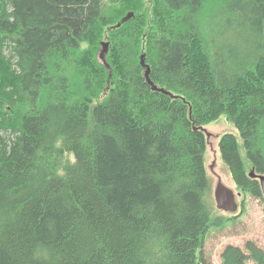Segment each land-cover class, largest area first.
<instances>
[{"label": "trees", "instance_id": "1", "mask_svg": "<svg viewBox=\"0 0 264 264\" xmlns=\"http://www.w3.org/2000/svg\"><path fill=\"white\" fill-rule=\"evenodd\" d=\"M222 115L264 202V0H0V264H208L239 216L206 167ZM250 261L254 240L221 254Z\"/></svg>", "mask_w": 264, "mask_h": 264}, {"label": "rangeland", "instance_id": "2", "mask_svg": "<svg viewBox=\"0 0 264 264\" xmlns=\"http://www.w3.org/2000/svg\"><path fill=\"white\" fill-rule=\"evenodd\" d=\"M207 135L206 167L213 185V192L219 186L231 188L239 203V209L235 213L222 212L220 215H239L238 218L227 222L224 230L213 226L207 233L203 245V255L208 264H221V254L228 244L241 248L249 240L264 250V202L251 195H243L237 189L229 168L223 162L219 150V139L225 133L234 134L242 142L239 130L230 122L226 115L219 120L205 126ZM214 195V194H213ZM243 201L244 211H242ZM249 264H256L250 261Z\"/></svg>", "mask_w": 264, "mask_h": 264}, {"label": "water", "instance_id": "3", "mask_svg": "<svg viewBox=\"0 0 264 264\" xmlns=\"http://www.w3.org/2000/svg\"><path fill=\"white\" fill-rule=\"evenodd\" d=\"M134 16V13H129L125 20H128L130 17ZM142 65H146V55H142L141 59ZM149 69V68H148ZM261 187L264 194V175L259 176ZM215 195V201L217 208L220 210H223L225 212L235 213L239 209V203L237 201L236 195L234 191L225 186H219L218 189L214 192Z\"/></svg>", "mask_w": 264, "mask_h": 264}, {"label": "bare ground", "instance_id": "4", "mask_svg": "<svg viewBox=\"0 0 264 264\" xmlns=\"http://www.w3.org/2000/svg\"><path fill=\"white\" fill-rule=\"evenodd\" d=\"M213 226H216V227H218L217 225H212V226H210V227H213ZM210 229V228H209Z\"/></svg>", "mask_w": 264, "mask_h": 264}]
</instances>
